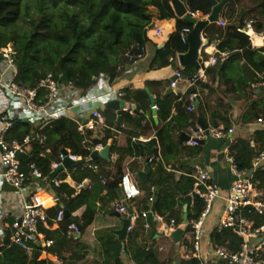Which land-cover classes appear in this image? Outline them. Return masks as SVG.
<instances>
[{"label":"trees","instance_id":"1","mask_svg":"<svg viewBox=\"0 0 264 264\" xmlns=\"http://www.w3.org/2000/svg\"><path fill=\"white\" fill-rule=\"evenodd\" d=\"M181 1L192 13L207 15L212 9L209 0ZM149 7L154 8L161 19L175 20L174 32L168 36L163 47L156 50L151 61V67L166 68L172 66L177 54L187 51L188 46L182 43L180 32L192 29L190 24L175 16L170 0H0V48L14 46L17 51V78L28 87H34L46 74L52 73L59 82L74 84L81 94H86L101 76L112 88V83L119 75V68L128 63V55L133 58L141 56V59L145 56L148 40L144 39L143 33L153 21ZM31 8L34 13H31ZM219 21L225 25L213 23L205 28V46L215 42L218 52H226L227 57L222 58L217 54V62L206 70L207 82L198 83L201 89L208 90L203 102L199 101L195 111L190 114L185 113L182 102H176L175 114L171 115L169 104L157 101L158 118L165 121L156 134L162 162L154 163V168L152 165L147 167L148 177L137 181L143 195L134 201L139 216L126 240L119 241L112 233V228L98 230L94 233L97 247L91 252L82 236L100 210L114 213V208H109L108 204L118 199L117 190L124 174L118 168L112 179L102 184L99 174L88 167L87 162L91 161L88 150L90 142L105 144L111 137L110 129L113 127L130 137H138L143 130L141 119L137 121L141 117L140 111H151L149 97L144 91L131 92L127 89L122 91L124 96L121 101L134 103V114L121 112V119L118 120L116 111L105 108L103 116L107 128L100 140L89 141L90 133L80 134L74 122L61 118L42 131L46 136L45 147L50 149L51 155L42 157L40 153L43 148L34 144L30 154L21 158L24 164L35 163L43 175L49 178L52 173L51 164L57 160L61 149L66 147L84 162L71 166L54 178L63 181L69 175L77 185L85 178H91L93 187L90 190L77 189L64 182L51 187L50 192L57 200V205L47 211L48 225H53L51 218L57 211L69 213V218H63L54 230L39 227L44 240L52 241V245L41 247L31 242L30 255L17 246L6 247L0 251V264H53L50 260H39L42 252L55 256L63 264H125L124 256L135 264H167L159 260L156 248L146 247L148 240H154L155 232L146 234L143 227L145 220L140 213L151 212L162 217L164 222L174 219L176 224H180L183 221L184 205H187V222L196 220L204 208L203 200L196 197L191 201L187 196L192 189L191 179L183 177L175 180L174 171H190L186 161L180 160L197 156L202 148L200 144L196 147L183 145L179 141V134L188 133V128L193 129L198 121L227 130L231 124L228 117L233 108L231 100L240 101L244 105L237 121L240 125L251 124L258 119L264 123V48H252L248 35L242 31L252 21L256 33L264 32V0H228L219 14ZM109 56L117 61L112 76ZM235 60L241 62V75L234 83L231 79V64ZM198 69L197 62L184 68L183 72L192 78ZM217 87L222 88V97L214 98L210 105L207 99L215 95ZM194 91L191 88L189 93ZM30 135H33L32 127L16 120L8 138L21 139ZM173 135H176L175 141ZM109 151L117 154L120 160L126 153V150L116 147L114 142ZM262 151L264 129L255 131L250 139H235L229 148L239 170L249 168L252 158ZM92 162L100 167V174L108 178L110 160L99 158ZM256 181L263 191L264 200V170L256 174ZM150 187L155 188L151 203L148 202ZM45 198L48 200L44 204L50 206V198L47 195ZM82 207V215L74 217L73 214ZM254 221L259 226L264 222V217L255 216ZM71 223L79 224L77 238L67 237V228ZM189 232L188 226L183 234ZM210 238L212 243L234 252L238 251L242 242L231 230L217 232L214 228ZM182 242L185 241L180 242L183 245ZM91 254L93 259L89 260ZM191 264L199 262L193 260Z\"/></svg>","mask_w":264,"mask_h":264},{"label":"built area","instance_id":"2","mask_svg":"<svg viewBox=\"0 0 264 264\" xmlns=\"http://www.w3.org/2000/svg\"><path fill=\"white\" fill-rule=\"evenodd\" d=\"M170 6L172 7L171 2ZM189 14L198 20H207L210 13L202 15L199 12H189ZM217 24L219 26L225 25L222 21ZM190 31V29H183L180 32L182 43L187 44V36ZM242 31L248 34L252 48H255L253 36L264 39V32L256 33L253 30L252 21H249ZM159 34L160 31H156L155 37ZM203 38L202 35V40ZM205 51V44L202 42L198 59L199 69L197 74L189 79L190 87L205 81L206 70L217 62V54L222 58L227 56L226 53L217 51L209 58L204 59L201 53ZM16 55L17 51L13 45L0 48V183H5L13 189L21 203V211L19 217H16L11 223H4L0 228V251L6 247L17 246L23 249L27 255H30L29 243L31 242L38 243L41 247L52 245V241L44 240V236L39 232V227L43 226L51 230L52 226H57L63 220L64 212L59 210L51 218L53 224L51 227L47 222V211L57 205V200L50 192L51 187H57L63 181L45 177L35 163L24 164L21 158L30 154L34 144L43 148L40 153L42 157L51 155L50 149L45 147L46 136L42 134V131L49 124L61 118L74 122L80 134L90 133L88 140L92 141L94 139L93 134L98 128H107L105 118L99 112V110L103 111L107 96L114 101H121L124 94L122 90L107 89V80L102 76L97 79V83L94 85V88L102 92L85 96L86 98L81 97L80 91L74 84L71 82L61 83L52 73L46 74L34 87H28L17 78ZM127 59L130 64L136 65L141 60V56L133 58L128 55ZM181 78V73L175 72L170 87L175 88ZM184 95L182 103L185 113H193L200 101V94L195 90ZM151 109L158 110L155 104L152 105ZM120 112L132 114L135 112V107L132 104L124 103ZM16 120L28 123L32 127L33 135L10 140L8 136ZM256 123L262 124L263 122L258 119ZM190 132L189 140L184 142L183 145L196 147L200 143L199 140L205 137L225 139L228 134L233 133V127L224 130L223 128H213L206 125V129H202L199 124H196ZM138 140L146 141L143 137L138 138ZM113 142V137H109L105 144L90 142L88 150L90 154L93 151H101ZM251 145L253 146V144ZM81 159V157L71 154L70 150L64 147L58 153L57 160L51 164V172L57 170L65 160L78 161ZM135 159L140 158L135 157ZM159 159V156L151 155L143 159L142 164L147 168L158 162ZM226 161L230 165L234 179L224 198H222L221 190L211 173L202 166L194 165L191 172L182 173L184 177L192 180V189L187 196L191 201L196 197L203 200L204 208L196 220L190 222L186 220L183 231L188 226L190 227L188 233L190 239L189 244L185 243L184 245L186 251L180 264H191L193 260H201L203 227L218 199H223L224 204L220 208L218 224L215 227L216 231L231 230L242 242L236 252L227 247L212 244L207 254L213 260L223 264H264V222L256 226L254 221L255 216L264 217L263 191L256 181V174L264 170V151L255 155L250 162V167L243 170L237 168L232 154H227ZM88 167L94 173L99 174L102 184L109 180L100 174V167L97 164L92 163ZM167 170L169 171L170 168H167ZM82 186V184H79L76 188L81 189ZM119 189L123 195V200L114 203V211L127 216L123 201L132 210L130 225L127 228V234H129L133 231L135 221L139 216L135 212L134 201L141 195V190L128 172L121 176ZM154 191L155 188L151 187L149 202L154 199ZM44 192L48 193L51 198L50 206H46L40 198L41 193ZM148 213L150 212L143 211L140 213L141 218L145 220L143 225L145 230L152 226L147 223ZM158 222L164 226L162 236L171 237L172 239L173 233L182 225V223L176 224L174 219L164 222L162 217ZM78 236L79 226L76 223H71L67 228V237L77 238ZM156 244V240H148L146 247L158 249ZM59 264H63V262L59 261ZM128 264L135 263L128 261Z\"/></svg>","mask_w":264,"mask_h":264},{"label":"crops","instance_id":"3","mask_svg":"<svg viewBox=\"0 0 264 264\" xmlns=\"http://www.w3.org/2000/svg\"><path fill=\"white\" fill-rule=\"evenodd\" d=\"M148 9L150 11V14L152 15V20H153L152 23L154 24V28L147 30L148 41L145 44L144 58L141 59L136 65H132L128 62L125 63L122 66V68H119V75L112 83L114 87L111 88V85H109L107 82V89L111 88L114 91H118V90L123 91L127 89L131 92L144 91L148 95L149 100H150V96L152 97L154 102L153 104H155L156 106H157V101H165L166 103H168L171 109L170 113L171 115H174L175 103L182 102L185 96L184 94L189 93V90L191 88H194L200 94V101L202 102H203V97L207 96L208 90L206 88L201 89V85L199 84L190 87L189 85L190 78L184 75L183 72L184 68L181 67L178 63V59H177L178 54L176 55V59L174 60L172 66L162 69H156L155 67H151V61L155 55L156 50L161 45H164V43L168 40V36L174 32L175 20L161 19L154 8L149 7ZM158 30L160 31V34L155 37V33ZM203 42L206 45L207 41L205 38H203ZM205 48L206 51L204 53H201V56L204 59L209 58L211 55L215 54L218 51L215 42H213L208 46H205ZM175 72H180L182 78L178 80L175 88H171L170 82L172 81ZM240 75H241V62L235 60L231 64L232 81L235 83ZM206 82H207V75L205 81L200 82V84H205ZM221 89L222 88L217 87L214 93L215 95L207 99L210 105L213 104L212 101L214 98L218 96L222 97L221 96L222 94H220ZM90 90L86 94H81V97H85L97 93L100 94L102 92L94 88V86L92 88V92ZM258 92L259 91L257 90L256 93ZM105 100L107 101L103 105V111L106 108V104H108L111 101H114L109 96H107ZM231 102L233 104V108L229 112L228 117L231 120V124L229 128L233 127V133L228 134L225 139H215L212 137H205L204 139H200L199 141H202V144L199 143L200 146L202 147L201 152L197 156L191 158L184 157L183 159L180 160L183 162L186 161V163L190 168L189 172L192 171V167L194 165H200L206 170H208L213 176V179L218 184L221 190L222 198L226 196L229 186L234 179V176L230 170V165L226 161L227 154H229L230 146L235 141V139L237 138L250 139L255 131H257L258 129L259 130L264 129V123L257 124L256 122H253L251 124L240 125L237 121L242 110L244 109V105L240 101L235 102L231 100ZM127 104H132L134 107H136L134 103L130 102ZM153 104H151L150 101V109ZM133 114L134 113L130 115ZM140 115L141 117L138 118L137 121L141 119L140 122L143 130L138 137H130L125 133L116 130L114 127L110 129L112 133L111 137L114 138V143L116 144V147L126 150V153L124 158L120 160L118 159L119 156L117 154L115 153L111 154L109 151L110 167L107 168V170L110 173V175H108V179H112L114 173H116L118 171V168H120L121 171H123L124 173L128 172L131 175V177L133 178L139 189H140L139 186L141 185L137 181L144 180L149 175V171L142 164V160L148 157V152L152 149L153 152L151 155L160 157L159 161L156 163L162 162L160 155V148L156 140V134L159 128L162 127L163 124L165 123V121H162L161 119L158 118L157 111L153 109H151L150 112L140 111ZM117 117H118V112H117ZM120 119L121 116L120 118L118 117V120ZM209 126L212 127L211 125ZM191 129L192 128H188V133H185V135L190 137ZM103 136H104V128H98L93 134L95 140H100ZM141 137L145 138L146 141L143 142L138 140V138ZM173 140L174 141L176 140V135H173ZM152 141H156V142L154 144H151ZM250 144L254 145L253 141H251ZM107 146H111V145H107ZM188 147H193V146H188ZM135 157H139L140 159H135ZM118 160H120V164H121L120 167L118 165ZM66 171L67 169L63 170L62 172H66ZM138 172H143L146 176H144L142 179H139L137 177ZM182 173L184 172L174 171V176L176 181L181 180L184 177ZM63 182L69 184L72 187H77V183L73 181L69 175L66 176ZM80 184L83 185L81 189L90 190L93 187V180L91 178H85ZM44 194L50 198L48 193L45 192L43 194L41 193L40 198L43 201V203L47 202L48 200L47 198H45ZM142 195L143 193L141 191L140 197ZM118 200H120L119 197L118 199L111 201L108 204V207L114 208V203ZM223 204H224L223 199H218L216 201V205L218 208L217 209L218 218L220 215L219 213L220 208L223 206ZM20 211H21V203L19 199H17L13 189L5 183H0V228L4 223H11L16 217H19ZM83 211H84V207L77 210L73 214V216L79 218L82 215ZM183 212H184V206H183ZM152 215L153 218L160 221V216L153 213ZM126 217L127 216L121 214H120V218L117 217L115 215V211L112 214H108L105 213L104 210H100L96 214L92 225L86 231H84V234L82 236L83 241L90 247L91 252L94 250L95 246L97 247L94 233L98 230L107 229V228L108 229L112 228L113 229L112 231L118 230L122 225L121 219H124ZM216 225L217 224H213V222L211 223L207 222V220L205 222V225L203 227V234L201 238L202 248H201V260L198 261L199 264H223L219 261L213 260L207 254L208 250L210 249L209 247L212 244H214L211 242L210 234L212 230L216 227ZM56 228L57 226L54 225L51 227V230H54ZM145 232L147 235H150L153 232H155V235L157 234V230L154 225H152L149 229L145 230ZM162 235L158 236L157 239L154 238V240H156L157 243L156 245L158 246L157 252L159 254V260L167 264L182 263V257L184 255V252L186 251L184 245L185 243L189 244L188 241L190 239V235L189 234L184 235L182 231L180 241L177 243L173 242V244H170L168 242L164 243L163 241H160L161 239L160 237ZM181 241H185L182 242L184 243L183 245L180 244ZM175 250H176V255H175ZM39 260H50L53 262V264L56 263L59 264V261L55 256L47 254L46 252L41 253ZM124 261L125 264H127L126 261H131V260H129L126 256H124Z\"/></svg>","mask_w":264,"mask_h":264},{"label":"water","instance_id":"4","mask_svg":"<svg viewBox=\"0 0 264 264\" xmlns=\"http://www.w3.org/2000/svg\"><path fill=\"white\" fill-rule=\"evenodd\" d=\"M227 1L228 0H219V1L209 0L210 4L212 6V9H211V12L209 14L208 19L207 20H198L197 18L190 16L189 11L187 10V8L185 7L184 3L181 0H170L171 5H172V9L175 13V16L177 18H182L185 22H187L188 24H190L192 26V29L187 36V46H188L187 51L185 53L178 54V56H177L178 63L181 67H183V68L188 67L191 64L196 63L198 61L199 51L201 49L202 42H203V40H202L203 32L209 24L219 22V14H220L223 6L226 4ZM153 28H154V24L152 23L148 29H153ZM143 37L146 41L148 40L147 30L144 31ZM253 41H254V47L255 48H264V39H261L259 36H255V37H253ZM162 47H163V45H161L158 49H160ZM109 62L111 64L110 76H112L113 71H114V66H116L117 61L114 57L109 56ZM150 101H151V104L154 103L151 96H150ZM123 106H124L123 101H111L108 104H106V108L108 107V108L114 109L118 112L119 118H120V113H121L120 109ZM99 112L101 113V115H103L102 110H99ZM198 124L201 126L202 129H206V125L202 121H198ZM179 140L181 143H184V142L189 140V136L185 135V133H181L179 136ZM199 142H200V144H202V141H199ZM109 147L110 146H105L101 151H93L90 154V160L96 161L99 158L109 159ZM152 152H153V150L151 149L148 152V156H151ZM79 162H84V161L83 160H78V161L65 160V161H63L62 165L59 166L57 170L53 171L51 173L50 177L51 178L56 177L58 175V173L62 172L63 170L69 169L71 166H73ZM144 176H146V175L143 172L137 173V177L139 179H142ZM117 193H118L119 199L123 200V195H122L120 189L117 190ZM123 206L126 208L127 217L124 219H121L122 225L118 230L112 231V233L118 238L119 241H124L127 238V235H128L127 234V228L130 225V216L132 214V210L130 209V207L128 206V204L125 201H123ZM186 211H187V205H184V215H183L182 225L172 235L174 238V242H176V243L180 241L181 233L185 229V223L187 220ZM115 215L120 218V214L115 213ZM152 216L153 215L151 212L148 213L147 223L155 226V228L157 230V234L154 236V238L157 239L158 236L163 234L164 226L162 223L158 222L157 219L153 218ZM64 218L65 219L69 218V213L67 211L64 212ZM77 225L79 226V224H77ZM56 264H58V263H56Z\"/></svg>","mask_w":264,"mask_h":264},{"label":"rangeland","instance_id":"5","mask_svg":"<svg viewBox=\"0 0 264 264\" xmlns=\"http://www.w3.org/2000/svg\"><path fill=\"white\" fill-rule=\"evenodd\" d=\"M30 11H31V13H34V9L33 8H31L30 9ZM21 24H23V23H21ZM87 163H89V164H92V163H94V162H92V161H89V162H87ZM155 166L154 165H152V168H154ZM228 176H229V174H228ZM217 205H216V202H215V205H214V209H213V212L210 214V216L208 217V219H207V222H213V224H218L217 222H218V212H217ZM161 239H160V241H163L164 243L165 242H168V243H170V244H173V242H174V240L171 238V237H166V236H161L160 237ZM159 240V239H158ZM171 251V250H170ZM175 255H176V250H175ZM93 255L91 254L89 257L90 258H88L89 260H91V259H93V257H92ZM127 262V264H128V261H126Z\"/></svg>","mask_w":264,"mask_h":264},{"label":"bare ground","instance_id":"6","mask_svg":"<svg viewBox=\"0 0 264 264\" xmlns=\"http://www.w3.org/2000/svg\"><path fill=\"white\" fill-rule=\"evenodd\" d=\"M253 37H255V36H253Z\"/></svg>","mask_w":264,"mask_h":264}]
</instances>
